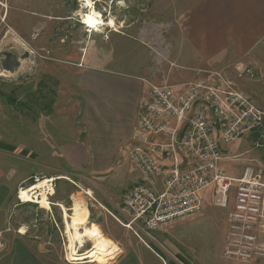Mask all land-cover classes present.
<instances>
[{"label": "rangeland", "instance_id": "obj_1", "mask_svg": "<svg viewBox=\"0 0 264 264\" xmlns=\"http://www.w3.org/2000/svg\"><path fill=\"white\" fill-rule=\"evenodd\" d=\"M164 24L167 23L153 10V0H0V152L10 154L13 159L21 155L32 162L45 161L44 154H49L44 145L46 141L56 139V134L59 140L65 138L79 126V102L74 95V74L69 66L82 54L83 47L115 33L127 38L125 43L136 40L149 51L140 38L141 32L148 26ZM169 30L162 28V37L168 43ZM10 52L20 62L14 72L4 67L6 54ZM149 56L154 69L150 51ZM259 59L264 66V49ZM262 65L249 68L263 84ZM46 125L50 127L42 132ZM259 138L264 145V138L257 133L225 149L226 157H239L223 161L222 167L228 176L241 175L249 162L264 165V146H254ZM20 164L21 171H30L36 166L30 162ZM39 168L42 170L38 172L45 173L34 177L56 180L55 194L47 199L50 207L42 208L38 202L21 203L17 190L5 208L0 259L20 242L36 252L37 263L98 264L69 260L67 222L75 239L81 233L89 234L84 247L76 244L77 253L92 250L95 241L90 235L95 225L104 237L114 241L116 253L107 264L113 263L120 248L125 250L140 241L126 226L128 220L119 193L128 182L127 174L119 176L115 172L118 179L107 185L108 192L118 194L112 197L100 194L96 181L87 174L57 164H43ZM212 194V188L203 193V211L196 218L179 221L154 233L155 240L143 234L141 237L165 259L182 264H264V258L236 261L225 254L230 211L216 207ZM75 199L83 200L85 209L72 210Z\"/></svg>", "mask_w": 264, "mask_h": 264}, {"label": "crops", "instance_id": "obj_2", "mask_svg": "<svg viewBox=\"0 0 264 264\" xmlns=\"http://www.w3.org/2000/svg\"><path fill=\"white\" fill-rule=\"evenodd\" d=\"M153 10L170 28V61L174 66L167 67L164 73L177 93L208 72L225 71L264 109V83L260 78L238 77L241 68L262 65L259 55L264 49V0H153ZM125 40L113 33L103 41L90 42L69 66L79 102V126L65 138L59 140L56 134L51 142L45 140L49 151L43 156L45 161L32 162L21 155L13 159L0 152V231L12 196L34 176L45 173L37 171L42 170L39 165L57 164L87 174L96 181L100 194L112 197L118 195L108 192L114 179H118L115 175L127 174L128 182L119 192L121 200L124 192L141 180L138 169L129 163L130 152L138 143V117L149 81H162L149 63V51L136 40L128 44ZM46 126L42 132L50 127ZM20 162L36 166L21 171ZM123 164L126 166L120 167ZM76 240L81 246L79 238ZM17 243L2 255L0 264H41L27 244ZM120 249L112 264H182L165 259L141 240Z\"/></svg>", "mask_w": 264, "mask_h": 264}, {"label": "built area", "instance_id": "obj_3", "mask_svg": "<svg viewBox=\"0 0 264 264\" xmlns=\"http://www.w3.org/2000/svg\"><path fill=\"white\" fill-rule=\"evenodd\" d=\"M166 27L148 26L140 34L162 83L149 81L138 117L139 138L130 159L141 180L123 194L126 226L144 243L141 234L155 240L154 233L199 216L203 193L212 188L213 204L230 211L225 254L236 261L264 258V165L249 162L237 177L228 176L222 167L232 158L225 156L226 148L257 133L264 138V110L225 71L208 72L177 93L164 73L174 66L169 43L162 37ZM249 67L238 70V77H254ZM254 146L264 145L259 138ZM33 181L19 188L21 203H27L21 190L34 196L30 189L41 181L45 184L37 191L49 200L53 197L55 179L33 177Z\"/></svg>", "mask_w": 264, "mask_h": 264}, {"label": "bare ground", "instance_id": "obj_4", "mask_svg": "<svg viewBox=\"0 0 264 264\" xmlns=\"http://www.w3.org/2000/svg\"><path fill=\"white\" fill-rule=\"evenodd\" d=\"M101 24H99V25H101ZM102 26H99V27H102ZM114 30L116 31V29H114ZM156 31H157L156 38L159 39L161 37V28L159 27L158 29H156ZM44 184L45 183L41 181L37 185H35L34 187H32L30 189L31 192L34 194V196H32L29 193V190H26V189L21 190V198L23 199V201L24 202L30 201V202H34V203L38 202L42 208H49L50 202L47 200L48 197L46 196V194L43 191L41 192V194L37 191V189H39V188L42 189ZM74 196H75V194H74ZM39 198H41V199H39ZM77 200H78V198H77ZM77 200L75 201V203L72 207V210H75L78 208L85 209L84 204L82 203L83 200L82 201H77ZM66 231H67V235H68L69 241H70L68 247L70 250L69 260L71 262H83L85 260H88L90 262H97L98 264H107V263H109L111 258L116 253L114 241L112 239L104 237L100 231V228L97 225L94 226L93 231H92L93 234L90 235V237L94 239L95 244H94L92 250L89 251L88 253H82V254L77 253V249L75 246L77 240L74 238V236L72 234L71 225L69 222H67V224H66ZM88 236H89V234L86 232L80 234L79 243L81 244V246H83L86 243V241H87L86 237H88ZM96 243H98V244H96Z\"/></svg>", "mask_w": 264, "mask_h": 264}, {"label": "water", "instance_id": "obj_5", "mask_svg": "<svg viewBox=\"0 0 264 264\" xmlns=\"http://www.w3.org/2000/svg\"><path fill=\"white\" fill-rule=\"evenodd\" d=\"M6 60L7 62L4 67L10 72H14L16 68L20 66V62L17 59L16 55L11 52L6 54Z\"/></svg>", "mask_w": 264, "mask_h": 264}, {"label": "flooded vegetation", "instance_id": "obj_6", "mask_svg": "<svg viewBox=\"0 0 264 264\" xmlns=\"http://www.w3.org/2000/svg\"><path fill=\"white\" fill-rule=\"evenodd\" d=\"M12 53V52H11ZM14 55H16V54H14ZM16 57H17V59H18V56L16 55ZM19 60V59H18Z\"/></svg>", "mask_w": 264, "mask_h": 264}, {"label": "trees", "instance_id": "obj_7", "mask_svg": "<svg viewBox=\"0 0 264 264\" xmlns=\"http://www.w3.org/2000/svg\"><path fill=\"white\" fill-rule=\"evenodd\" d=\"M33 181H31V183H32Z\"/></svg>", "mask_w": 264, "mask_h": 264}]
</instances>
